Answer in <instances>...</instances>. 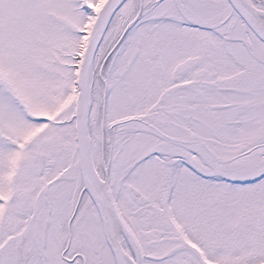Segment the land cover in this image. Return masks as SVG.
<instances>
[{
	"label": "snow or ice",
	"instance_id": "obj_1",
	"mask_svg": "<svg viewBox=\"0 0 264 264\" xmlns=\"http://www.w3.org/2000/svg\"><path fill=\"white\" fill-rule=\"evenodd\" d=\"M0 264H264V0H0Z\"/></svg>",
	"mask_w": 264,
	"mask_h": 264
}]
</instances>
